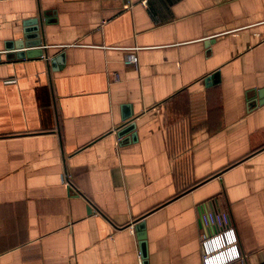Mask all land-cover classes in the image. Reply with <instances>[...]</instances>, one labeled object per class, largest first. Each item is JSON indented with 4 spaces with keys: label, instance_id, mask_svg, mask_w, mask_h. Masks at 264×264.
Masks as SVG:
<instances>
[{
    "label": "crops",
    "instance_id": "crops-1",
    "mask_svg": "<svg viewBox=\"0 0 264 264\" xmlns=\"http://www.w3.org/2000/svg\"><path fill=\"white\" fill-rule=\"evenodd\" d=\"M0 56V264H204L210 212L264 264V0H0Z\"/></svg>",
    "mask_w": 264,
    "mask_h": 264
},
{
    "label": "built area",
    "instance_id": "built-area-1",
    "mask_svg": "<svg viewBox=\"0 0 264 264\" xmlns=\"http://www.w3.org/2000/svg\"><path fill=\"white\" fill-rule=\"evenodd\" d=\"M125 63L137 66L135 55H130ZM203 224L214 231L201 238L204 264H248L239 248L230 216L227 212H210L202 216Z\"/></svg>",
    "mask_w": 264,
    "mask_h": 264
},
{
    "label": "water",
    "instance_id": "water-1",
    "mask_svg": "<svg viewBox=\"0 0 264 264\" xmlns=\"http://www.w3.org/2000/svg\"><path fill=\"white\" fill-rule=\"evenodd\" d=\"M24 42H19L18 43V47L20 48V49H24ZM26 46V45H25ZM27 46H31L30 44H29V42H27ZM36 52H38V53H40V52H42L41 50H19V51H17V52H15L16 54V57H18V58H25V57H28V58H31V57H33V56H35V53ZM0 60H1V56H0ZM124 126V125H123ZM131 130V127L130 126H126V128H121L120 130H119V132H118V134H119V136L120 137H123L124 135H125V133L128 131V130Z\"/></svg>",
    "mask_w": 264,
    "mask_h": 264
}]
</instances>
